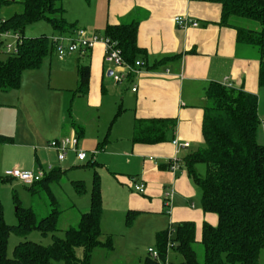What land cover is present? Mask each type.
I'll list each match as a JSON object with an SVG mask.
<instances>
[{
	"label": "crops",
	"instance_id": "obj_1",
	"mask_svg": "<svg viewBox=\"0 0 264 264\" xmlns=\"http://www.w3.org/2000/svg\"><path fill=\"white\" fill-rule=\"evenodd\" d=\"M60 5L67 29L51 30L49 39L77 28L106 36L109 24L137 21L138 44L146 50V57L138 60L146 61L148 68L116 82V69L105 61L103 42L63 58L54 45L49 60L47 55L39 67L23 71L19 88L0 89V134L9 137L0 142V171L48 170L51 165L45 178L55 175L54 182L68 172L91 169V189L97 173L103 205L101 239L113 236V250L119 247L124 254L134 253L138 264H145L146 246L157 243L158 232L169 230L174 237L181 222L196 224V242L201 243L204 223L216 226L219 217L203 210L201 189L189 176L184 158L205 145L202 124L211 82L257 94L264 119L258 53L237 42L236 29L219 24L222 6L209 0H61ZM176 16H190L199 26L181 27ZM2 33L0 41H13ZM7 55L2 47L0 60ZM84 66L90 76L87 87L80 90ZM140 119H174L176 127L167 131L165 141L135 142V125ZM64 136L79 138L80 147L89 153L87 162L79 161L75 153L59 161L49 142ZM174 139L190 146L178 148ZM259 139L264 143V121ZM176 157L179 167L172 171L170 162ZM203 165H197L200 174L206 170ZM86 180L78 175L72 182L85 186ZM142 182L146 190L139 193L134 183ZM169 191L173 198L168 205ZM52 202L59 203L55 196ZM90 206L91 198L81 213ZM130 213L136 219L128 223ZM101 247L96 253L104 252Z\"/></svg>",
	"mask_w": 264,
	"mask_h": 264
},
{
	"label": "trees",
	"instance_id": "obj_2",
	"mask_svg": "<svg viewBox=\"0 0 264 264\" xmlns=\"http://www.w3.org/2000/svg\"><path fill=\"white\" fill-rule=\"evenodd\" d=\"M17 1L0 0V32H18L22 37L18 51L8 53L5 60H0L2 90L19 88L23 71L39 67L54 49L53 42L45 34L26 37L24 31L28 25L48 19L55 29H67V23L61 16V0H22L24 10L3 19L2 8ZM209 1L222 6L219 24L236 29L237 42L253 47L258 53L259 84L264 88V0ZM138 29L137 21L106 27V36L119 40L123 56L130 63L146 57V50L138 44ZM3 44L0 41V49ZM144 63L148 68L149 64ZM89 76V68L82 67L80 90L87 87ZM206 94L209 103L205 107L202 124L205 145L186 155L184 160L189 176L201 189L203 210L216 213L218 224L213 226L205 222L203 225V262H200L194 248L196 224L184 221L177 224L174 237L169 238V230L158 232L156 246L160 258L148 255L145 264H165L170 242L184 258L183 264H259L264 250V143L259 139L264 119L259 111V97L220 82H211ZM175 127L174 119L137 120L134 141H165L167 131ZM7 139L8 136L0 134V142ZM198 164L206 165L204 174L198 172ZM56 177L50 175L36 184L45 186ZM76 186L84 192L83 182ZM102 209L101 181L96 173L90 209L81 213L78 224L68 227L64 237L55 236L49 245L21 241L12 257L8 255L12 233L26 236L35 229L43 234L53 233L58 230L62 210L53 208L49 215L38 219L32 208L18 206V223L13 225L5 221L0 211V264H91L97 247L113 246L111 238L107 241L101 239ZM132 218L134 215L130 213L128 223Z\"/></svg>",
	"mask_w": 264,
	"mask_h": 264
},
{
	"label": "rangeland",
	"instance_id": "obj_3",
	"mask_svg": "<svg viewBox=\"0 0 264 264\" xmlns=\"http://www.w3.org/2000/svg\"><path fill=\"white\" fill-rule=\"evenodd\" d=\"M23 10H24V5L22 3V0H18L17 2H11L6 6H4L1 10V14L4 16L11 15L13 12L20 13ZM54 29L55 28L53 24L48 19H42L38 22L28 25L26 27V31L24 32L26 37H36L43 34L50 36L51 30ZM3 41H4L3 49L5 52H7L6 45L7 43L10 42V40L6 39ZM49 58L50 56L47 57L46 60H49ZM263 103L264 100L262 99L260 106L261 109L263 108ZM92 151H95V149ZM87 161L88 159L84 162ZM203 166H204L203 167V171H204L206 165L204 164ZM82 170L85 171H80L81 173L68 172L67 174L63 175L60 180L50 183L49 188H46L42 184H35L33 187L30 185H23L22 183L18 182V180L16 179H8L7 177H5L4 172L0 171V211H2V215L8 224L13 225L18 223V217L16 215V210L18 206H21L23 208H32L36 212L38 219H41L49 215L52 212L53 208L62 210V213L60 214L58 220V230H56L53 233L43 234L38 229L33 230L30 234L26 236H21L12 233L8 242V255L10 257L13 256V252L16 245L19 244L21 241L30 240L43 245H49L54 241L55 236L64 237L65 231L68 227L76 226L78 224L79 218L81 216V211H85V209L89 207V202L91 198L90 177L92 175V171L91 169H82ZM197 170L200 169L197 168ZM78 175H80L85 180L87 177L86 180L87 182L85 185L84 192L79 191L80 188L75 186V184L72 182V179L74 177H77ZM52 196H55L58 199L59 203L57 204L53 203ZM72 203H76V205L71 206ZM86 205L87 208H84ZM118 221L121 220L117 218V222ZM107 240H108L107 238L103 237V241H107ZM112 244H113L112 247H106V246L101 247V250H103L104 252L107 251L106 253H110V256L104 252L98 254L96 253L98 249L94 250L95 255L94 258L92 259L91 264H127V263L138 264L137 255L135 257L134 253L131 255L128 253L124 254L119 247L116 251H114L113 241ZM151 244H149L151 246H146L147 247L146 255H149L148 253L149 249L151 248L157 249L155 241L154 242L151 241ZM194 248L197 251L200 262H203L202 244L196 242L194 244ZM111 253L113 256H115L113 261L111 260V256H112ZM78 254L81 255V250H79ZM128 257H130L131 259H129ZM168 260L171 264H183L182 262H184V258L177 250H175V248L170 249ZM59 264H63V263H59ZM259 264H264V250L261 252Z\"/></svg>",
	"mask_w": 264,
	"mask_h": 264
},
{
	"label": "built area",
	"instance_id": "obj_4",
	"mask_svg": "<svg viewBox=\"0 0 264 264\" xmlns=\"http://www.w3.org/2000/svg\"><path fill=\"white\" fill-rule=\"evenodd\" d=\"M176 24L181 27L188 26H199V21L194 20L190 16H176L174 18ZM2 35L6 37L13 38L12 42L7 43L6 49L8 53H16L18 51V44L21 41V34L18 32H4ZM60 58L65 57L68 54L75 52H85L92 49L98 42H103L105 44V61L113 66H115L116 71L113 72V78L116 82H121L128 76L132 74H139L144 67L145 63L142 60H136L135 63H130L125 60L120 42L117 39H112L109 36H100L95 33L90 32L85 28H77L69 33H59L54 35L50 39ZM137 88L134 87L135 91ZM174 145L178 148H186L190 146L187 141H180L178 139L173 140ZM49 148L57 151L59 161H65L70 153H75L79 161H86L88 158V151L80 147V140L77 136H64L58 139H54L49 142ZM95 155L96 152H91ZM170 169L175 171L179 167V159L173 158L170 162ZM52 166L48 167V170H52ZM46 169L42 168L40 170H26L21 168H9L5 170V177L16 179L23 183L24 185L33 186L40 182L47 176ZM134 188L139 193H144L146 190V185L142 183H134ZM173 198V192L169 191L166 193V202L169 205ZM169 238H171V231L169 232ZM174 243L170 242L168 245V250L173 248ZM149 255L154 259H159V252L157 249H149ZM165 264H170L168 258Z\"/></svg>",
	"mask_w": 264,
	"mask_h": 264
},
{
	"label": "bare ground",
	"instance_id": "obj_5",
	"mask_svg": "<svg viewBox=\"0 0 264 264\" xmlns=\"http://www.w3.org/2000/svg\"><path fill=\"white\" fill-rule=\"evenodd\" d=\"M230 86V85H229Z\"/></svg>",
	"mask_w": 264,
	"mask_h": 264
}]
</instances>
